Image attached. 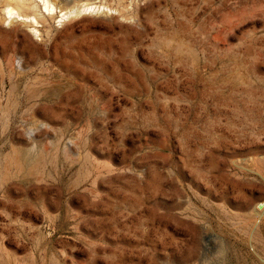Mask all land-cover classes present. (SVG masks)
I'll list each match as a JSON object with an SVG mask.
<instances>
[{
	"label": "rangeland",
	"instance_id": "obj_1",
	"mask_svg": "<svg viewBox=\"0 0 264 264\" xmlns=\"http://www.w3.org/2000/svg\"><path fill=\"white\" fill-rule=\"evenodd\" d=\"M86 2L0 22V264H264V0Z\"/></svg>",
	"mask_w": 264,
	"mask_h": 264
},
{
	"label": "bare ground",
	"instance_id": "obj_2",
	"mask_svg": "<svg viewBox=\"0 0 264 264\" xmlns=\"http://www.w3.org/2000/svg\"><path fill=\"white\" fill-rule=\"evenodd\" d=\"M62 1L63 0H0V22L3 24L6 23V25L11 26L13 30L17 29L20 25L29 26V27H31L32 32L39 36V35H41V28H39L38 24H41L42 28L48 29L49 28L48 23H47L48 20L50 18H54L55 15L57 14V12L61 13L60 14L61 18L59 17L60 18L59 21L62 22V21H65L67 19H70L73 16H77L80 13H96V12H99L102 10V8L105 7V6H101V5H95V4L90 3V2L83 3L81 6L73 5V6L68 7V6L61 5ZM80 7H81V9H80ZM59 8H60V10H59ZM63 9H65V11ZM0 41L2 42L1 39H0ZM32 43H33V41H32ZM54 43H57L56 40L54 41ZM0 44H2V43H0ZM53 46H56V45H53ZM100 46H101V44H100ZM77 48H79V47H77ZM29 49H32V47ZM80 50H81V48L79 49V51ZM56 54H58V53H55V55ZM66 62H68V61H66Z\"/></svg>",
	"mask_w": 264,
	"mask_h": 264
},
{
	"label": "built area",
	"instance_id": "obj_3",
	"mask_svg": "<svg viewBox=\"0 0 264 264\" xmlns=\"http://www.w3.org/2000/svg\"><path fill=\"white\" fill-rule=\"evenodd\" d=\"M261 206H262V208H263V211H264V203H261Z\"/></svg>",
	"mask_w": 264,
	"mask_h": 264
}]
</instances>
